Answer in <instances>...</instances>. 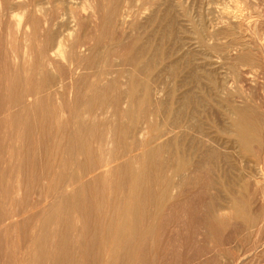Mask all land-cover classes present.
I'll use <instances>...</instances> for the list:
<instances>
[{
	"label": "rangeland",
	"instance_id": "1",
	"mask_svg": "<svg viewBox=\"0 0 264 264\" xmlns=\"http://www.w3.org/2000/svg\"><path fill=\"white\" fill-rule=\"evenodd\" d=\"M31 1L17 0L7 14L0 6V214L16 210L26 217L9 229L0 227V264H100L105 254L97 255L96 242L67 235L63 229L65 216H71L79 234V203L83 194H92L86 188L81 194L79 182L73 190L55 191L65 173L78 172L79 168L74 162L63 161L65 144L56 141L61 135L39 126L38 120L53 123L54 119L46 111L43 116L46 94L40 85L31 84L36 76L37 51L45 37L39 16L31 11L22 21L33 23L28 28L32 57L17 63L12 60L13 54H21L24 42L11 15L29 7ZM39 1L50 6L51 0ZM83 1L74 0L77 5ZM95 2L98 12L86 23L96 49L95 63L82 79L94 80L110 64L130 71V65L122 64L125 56L131 50L141 52L151 63L147 75L153 99L149 108L170 106L176 91L190 95L193 103L187 112L192 116L191 124L215 142L220 154L219 168L208 165L199 171L192 178L195 182L185 186L177 202L164 211L161 221L156 220L155 239L135 242L132 264H234V259H243L241 264H264V251L258 249L264 241V0ZM114 4L131 23L109 17ZM84 64L81 72L87 68ZM60 72L53 71L55 93L50 99L54 98L57 106L64 100L63 118H68L76 103L75 91L69 89V71ZM144 75L142 72L140 77ZM116 76L106 74L105 79ZM34 100L43 105L36 112L35 125L26 122L30 115L27 105ZM227 100L235 104L247 101L261 117L254 159L240 154L227 140ZM120 106L124 107L123 102ZM218 172L224 189L213 183ZM79 180L86 184L88 178ZM216 188L221 202L229 200L231 194L250 198L254 226H248L243 217L213 225L207 204ZM47 192L54 195L53 206L51 199L40 200ZM87 225L89 232L96 230ZM66 238L69 242H64ZM116 263L125 264L122 257Z\"/></svg>",
	"mask_w": 264,
	"mask_h": 264
},
{
	"label": "bare ground",
	"instance_id": "2",
	"mask_svg": "<svg viewBox=\"0 0 264 264\" xmlns=\"http://www.w3.org/2000/svg\"><path fill=\"white\" fill-rule=\"evenodd\" d=\"M147 1L154 4L158 0ZM15 2L17 0L0 2L1 9L6 14L12 12L9 9L13 8ZM75 3L74 0H51L50 6L44 7L39 0H33L29 7L11 15L13 25L22 33L24 42L21 54H13L12 60L17 63L32 57L28 28L33 23L29 19L22 21V17L24 20L29 18L31 11L39 16L41 31L45 33L37 51L36 76L31 84L33 87L40 85L46 94L43 116L46 111L54 122L38 120L36 112L43 105L38 106L36 100L27 105L30 115L26 122L35 125L38 120L39 126L61 135L56 141L65 144L63 161L74 162L79 168L78 172L65 173L55 191L67 187L73 190L74 183L79 182L81 194L83 188L89 189L92 194L90 197L83 194L79 203V234L71 216L64 218V232L96 242L97 255L105 254L100 264H117L120 257L125 264H132L136 256L135 242L155 239L156 220L161 221L164 211L177 202L185 186L195 182L192 178L199 171L202 172L208 165L216 164L218 167L219 148L211 138H206L191 124L192 116L187 112L193 103L190 95L176 91L170 106L167 102V107L159 104L149 108L153 99L147 75L151 63L141 52L133 53L131 50L125 56L122 64L130 65V71L110 64L107 70L95 75L94 80L82 79L95 63L96 49L90 37L91 29L86 23L95 16L99 6L95 0H84L81 5ZM108 13L109 17L114 15L119 19L120 23H131L128 16H121L117 4ZM84 62L87 68L81 72ZM54 70H68L72 80L69 89L75 91L76 103L68 118H63L64 100L60 103L57 101V106L54 98L50 99L51 94L55 93ZM142 72L145 73L143 78L140 77ZM111 73L117 76L105 79V75ZM121 102L124 107L120 106ZM225 117L228 142L237 147L240 154L250 155L254 159V144L259 143V129L264 123L260 122L261 117L254 105L247 101L235 104L227 100ZM94 143L95 147L92 145ZM78 157L83 159L77 161ZM80 177L88 178L86 184H81ZM213 183L224 189L220 172L214 176ZM217 190L211 194L214 196L207 204L209 221L213 225L233 217H243L248 226H254L255 217L249 211L250 198L231 194L229 200L222 203ZM52 195L47 192L40 200L51 199L53 206L55 198ZM22 216L16 210L1 213L0 227H8L26 218ZM88 223L94 225L96 230L89 232ZM64 242L69 240L66 238ZM258 247L264 251V241ZM242 260L234 259V264H241Z\"/></svg>",
	"mask_w": 264,
	"mask_h": 264
}]
</instances>
